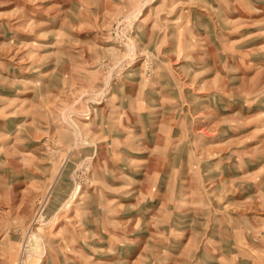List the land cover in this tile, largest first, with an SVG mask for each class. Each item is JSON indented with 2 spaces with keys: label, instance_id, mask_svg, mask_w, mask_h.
<instances>
[{
  "label": "rangeland",
  "instance_id": "rangeland-1",
  "mask_svg": "<svg viewBox=\"0 0 264 264\" xmlns=\"http://www.w3.org/2000/svg\"><path fill=\"white\" fill-rule=\"evenodd\" d=\"M0 264H264V0H0Z\"/></svg>",
  "mask_w": 264,
  "mask_h": 264
}]
</instances>
